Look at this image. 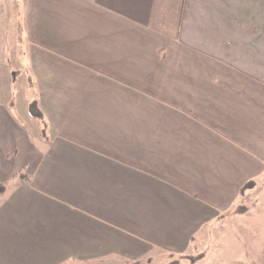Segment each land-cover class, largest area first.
Returning <instances> with one entry per match:
<instances>
[{
	"label": "crops",
	"instance_id": "crops-1",
	"mask_svg": "<svg viewBox=\"0 0 264 264\" xmlns=\"http://www.w3.org/2000/svg\"><path fill=\"white\" fill-rule=\"evenodd\" d=\"M0 183V264L241 241L264 191V0H0Z\"/></svg>",
	"mask_w": 264,
	"mask_h": 264
},
{
	"label": "rangeland",
	"instance_id": "rangeland-1",
	"mask_svg": "<svg viewBox=\"0 0 264 264\" xmlns=\"http://www.w3.org/2000/svg\"><path fill=\"white\" fill-rule=\"evenodd\" d=\"M257 196V219L256 226L249 220L244 219L240 235L241 241H236L238 233H235L236 227L233 224L227 225L224 236L221 240L210 241L205 248L208 250L203 254L196 255L188 261L184 257H178L179 264L186 261L184 264H259L261 258L254 249V243L259 248L260 237L264 236V191H257L252 197ZM248 199V198H247ZM246 238H256V241H251ZM251 247V249H250ZM256 261V262H255ZM178 262V261H177Z\"/></svg>",
	"mask_w": 264,
	"mask_h": 264
},
{
	"label": "trees",
	"instance_id": "trees-1",
	"mask_svg": "<svg viewBox=\"0 0 264 264\" xmlns=\"http://www.w3.org/2000/svg\"><path fill=\"white\" fill-rule=\"evenodd\" d=\"M28 111H29L31 116H33L39 120L42 118L41 111H40V108H39L36 100L32 99L29 102ZM26 180H29L28 177H26ZM3 189H4V185L2 183H0V192L3 191Z\"/></svg>",
	"mask_w": 264,
	"mask_h": 264
}]
</instances>
